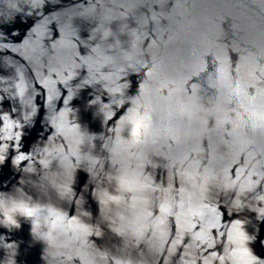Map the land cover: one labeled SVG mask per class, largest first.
<instances>
[{
    "label": "water",
    "instance_id": "water-1",
    "mask_svg": "<svg viewBox=\"0 0 264 264\" xmlns=\"http://www.w3.org/2000/svg\"><path fill=\"white\" fill-rule=\"evenodd\" d=\"M0 122V264H264V0H0Z\"/></svg>",
    "mask_w": 264,
    "mask_h": 264
},
{
    "label": "snow or ice",
    "instance_id": "snow-or-ice-1",
    "mask_svg": "<svg viewBox=\"0 0 264 264\" xmlns=\"http://www.w3.org/2000/svg\"><path fill=\"white\" fill-rule=\"evenodd\" d=\"M0 123H2V122H0ZM32 213L31 212H29V215H31Z\"/></svg>",
    "mask_w": 264,
    "mask_h": 264
}]
</instances>
